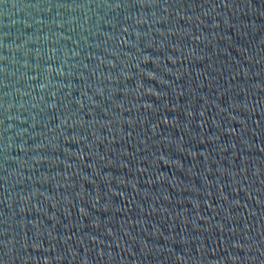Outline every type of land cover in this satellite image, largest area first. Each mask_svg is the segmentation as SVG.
<instances>
[{"label":"water","instance_id":"obj_1","mask_svg":"<svg viewBox=\"0 0 264 264\" xmlns=\"http://www.w3.org/2000/svg\"><path fill=\"white\" fill-rule=\"evenodd\" d=\"M0 264H264V0H0Z\"/></svg>","mask_w":264,"mask_h":264}]
</instances>
